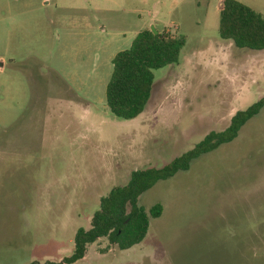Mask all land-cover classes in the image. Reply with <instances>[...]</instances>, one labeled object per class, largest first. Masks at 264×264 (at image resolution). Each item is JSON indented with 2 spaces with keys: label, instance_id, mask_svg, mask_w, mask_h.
I'll return each instance as SVG.
<instances>
[{
  "label": "rangeland",
  "instance_id": "374dc122",
  "mask_svg": "<svg viewBox=\"0 0 264 264\" xmlns=\"http://www.w3.org/2000/svg\"><path fill=\"white\" fill-rule=\"evenodd\" d=\"M223 1L0 0V264L61 263L113 188L264 97V50L220 38ZM237 1L264 17V0ZM152 29L186 44L143 113L117 118L113 59ZM139 204L163 208L140 244L102 238L74 264H264V108Z\"/></svg>",
  "mask_w": 264,
  "mask_h": 264
},
{
  "label": "trees",
  "instance_id": "16d2710c",
  "mask_svg": "<svg viewBox=\"0 0 264 264\" xmlns=\"http://www.w3.org/2000/svg\"><path fill=\"white\" fill-rule=\"evenodd\" d=\"M219 36L239 49L264 50V17L237 0H224L220 8ZM185 44L183 36L160 31L155 34L151 30L140 32L131 47L117 53L113 59V72L106 88L110 112L124 120L140 116L152 96L154 71L177 63ZM263 108L264 97L236 112L224 131L210 132L192 150L163 168L133 172L127 185L115 187L101 198L90 228L76 232L74 253L58 264L82 260L88 246L102 238L120 250L140 244L148 234L150 220L160 218L163 213L160 204L147 211L139 204L140 197L160 181L189 170L192 162L203 155L235 140L244 125Z\"/></svg>",
  "mask_w": 264,
  "mask_h": 264
},
{
  "label": "water",
  "instance_id": "95a60500",
  "mask_svg": "<svg viewBox=\"0 0 264 264\" xmlns=\"http://www.w3.org/2000/svg\"><path fill=\"white\" fill-rule=\"evenodd\" d=\"M153 33H155V34H157L158 33V31L157 30H155V29H152L151 30Z\"/></svg>",
  "mask_w": 264,
  "mask_h": 264
}]
</instances>
